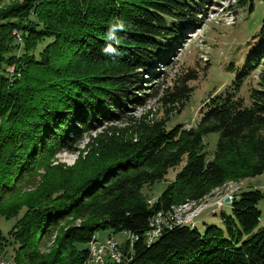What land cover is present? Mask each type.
<instances>
[{"label": "trees", "instance_id": "1", "mask_svg": "<svg viewBox=\"0 0 264 264\" xmlns=\"http://www.w3.org/2000/svg\"><path fill=\"white\" fill-rule=\"evenodd\" d=\"M254 1L236 4L252 9ZM202 2L13 0L0 8V216L16 219L11 242L0 230V250L14 244L12 264H85L99 230L110 231L107 239L124 231L136 237L120 247L121 264H264L257 207L264 190L257 188L241 189L230 211L220 210L219 223L204 230L194 222L164 228L150 243L145 236L154 214L264 172V16L253 50L226 65L235 76L209 95L193 127L168 125L193 92L189 82L198 76L191 69L162 89L166 117L131 119L97 134L73 165L52 163L57 151L75 150L84 133L148 99L140 90L181 39L179 24ZM117 20L126 23L113 45L119 55H105L106 32ZM13 30L21 36L18 55L11 52ZM257 67L246 102L240 89ZM209 133H218L212 158ZM176 167L149 203L144 186Z\"/></svg>", "mask_w": 264, "mask_h": 264}, {"label": "rangeland", "instance_id": "2", "mask_svg": "<svg viewBox=\"0 0 264 264\" xmlns=\"http://www.w3.org/2000/svg\"><path fill=\"white\" fill-rule=\"evenodd\" d=\"M13 0H2L0 2V8L11 3ZM21 1V0H16ZM237 0H203L202 4L196 7H192L189 13V20L182 24H179L183 32L178 41H173L172 50L166 56V62L156 68V75L153 81H149L142 92L150 95L142 104L131 107L124 111L122 118L114 121H108L102 123L98 128H93L83 134L81 141L75 147V150H59L53 157V164L62 166H71L76 161L80 154V150H84L86 144L96 135L103 132L113 131V127L122 128L129 124V120L141 118L147 120H157L161 117H166L163 108L158 100L161 95L162 89L171 86L174 79L187 70H197V78L191 80L189 85L193 88V92L186 102L184 108L180 113L172 111L168 115V125L173 126L176 123H182L183 127L189 129L193 127L200 117V110L207 102V98L214 91L218 93L227 84H229L235 72L231 69H226V65L233 61L239 63L242 58L253 50L254 43L252 40L258 41V36L254 39L252 36L259 31L262 18L264 16V1L255 0L253 8L250 9L248 4L237 5ZM12 45L14 48L11 52L21 54L22 43L20 32L13 30ZM44 42L40 43L42 46ZM8 45V42L7 44ZM206 67L205 69H203ZM11 75V71L14 70L13 66L6 69ZM260 67L254 69L250 76H248L240 89V95L248 102L249 87L256 84L257 74ZM218 139V133H209L204 136V142L206 144L205 149L207 152V158H212V154L216 147ZM83 151V155H84ZM180 167L171 168L164 180L156 181L154 184L144 186L143 191L146 194L148 202L151 203L165 188L169 181L173 180L176 171ZM224 188V189H223ZM257 188L264 190V172L262 174L241 179L239 181L230 180L223 186L214 188L210 191L203 200L205 203L221 202L223 196L230 197V201L223 206L210 208V211H204L197 218L194 226H197L199 230H204L207 225L219 223V211H230V203L235 195L241 189ZM221 190V192H220ZM234 190V191H233ZM238 190V191H237ZM233 193V194H232ZM222 194V195H221ZM198 202V201H197ZM187 203V202H186ZM203 203V204H205ZM183 204V203H182ZM180 204V205H182ZM172 207L176 213L185 215H191L192 211L197 210L199 207L197 204L189 206L188 209L180 210L179 206ZM197 207V208H196ZM260 211L259 227L264 226V196L257 204ZM178 208V209H177ZM25 210V208H24ZM20 212V215L24 211ZM181 211V212H180ZM19 215V216H20ZM165 222L159 225L160 228H170V224L167 221L170 220V213L161 216ZM16 219L6 220L0 216V230L2 234L11 242L12 237L9 236V229L13 225ZM79 220H77L78 222ZM162 221V220H161ZM161 223V222H159ZM170 223V222H169ZM109 230H99L95 233L97 242H103L109 235ZM162 233V231H161ZM126 232L115 233L114 236L118 242L125 243L127 240ZM159 236V235H158ZM6 239V241H8ZM129 240V239H128ZM130 241V240H129ZM5 242V241H4ZM6 243V242H5ZM14 244H3L2 250H0V256L6 258L8 261L13 260V246ZM51 245V241L47 242V247ZM45 246H42V249ZM85 264H96L93 262H87ZM106 264H115L113 261Z\"/></svg>", "mask_w": 264, "mask_h": 264}, {"label": "built area", "instance_id": "3", "mask_svg": "<svg viewBox=\"0 0 264 264\" xmlns=\"http://www.w3.org/2000/svg\"><path fill=\"white\" fill-rule=\"evenodd\" d=\"M225 198H228L226 197V194L223 196V200H221V202L212 205H217V207L223 206L224 204L228 203ZM204 211H210V206L202 207L201 212H198L194 215L176 213V211L170 209V227L176 225H186L188 221L195 220L198 217V214H201ZM154 231L155 225L152 216L149 220V227L145 232L146 241L147 239L151 238V235L154 234ZM87 247H89V255L87 262H93L96 264H106L110 261L112 262V260H118L119 249L120 247H122V242H118L115 236H113V234H111V237L109 239L103 240V242H96V238L95 236H93L92 239L88 242ZM7 261L8 260L6 258L0 256V264H7Z\"/></svg>", "mask_w": 264, "mask_h": 264}, {"label": "bare ground", "instance_id": "4", "mask_svg": "<svg viewBox=\"0 0 264 264\" xmlns=\"http://www.w3.org/2000/svg\"><path fill=\"white\" fill-rule=\"evenodd\" d=\"M224 189V188H223ZM234 191V190H233ZM213 192V191H212ZM220 192H221V190H220ZM233 194V193H232ZM222 195V194H221ZM204 198V197H203ZM201 200V199H200ZM199 201V200H198ZM228 201H230V197H228ZM206 201H204V200H201V201H199V202H196V201H188L187 203L185 202V203H183L182 205H180L179 206V209L180 210H183V209H185V208H187L188 209V207L191 205V206H193V205H195V204H197L199 207H207V206H210V208H213V207H217V205H212V204H216V203H218V201H215V202H211V203H205ZM203 203H205V204H203ZM201 207V208H202ZM190 208V207H189ZM197 208V207H196ZM201 208L199 209V208H197V210H195V211H192L191 212V215H194V214H196V213H198V212H201ZM178 209V208H177ZM170 210H167V211H160V212H158V213H156V214H154L153 215V220H154V225H155V231H154V234L153 235H151V238H149V239H147V242L148 243H150V242H152L156 237H158V235H160L161 234V231H163V229H164V227L162 228H160V226L159 225H161L163 222H165L166 220H164L161 216L162 215H165V214H167V213H170L169 212ZM175 211V210H174ZM185 211H186V209H185ZM181 212V211H180ZM200 214H198V216H199ZM162 220V221H161ZM159 222H161V223H159ZM167 223L168 224H170L169 223V221H167ZM192 223H194V220H190V221H188L186 224H188V226H189V224H192ZM164 224V223H163ZM162 224V226H164ZM127 234H125V236L127 235V241H129L130 240V244H132V242L136 239V237L133 235V234H131V233H129V232H126ZM109 239V238H108ZM129 239V240H128ZM97 242V241H96ZM113 261H115V263H122L124 260H123V254H122V252L119 250V255H118V260H113ZM7 264H12V262L11 261H7Z\"/></svg>", "mask_w": 264, "mask_h": 264}, {"label": "clouds", "instance_id": "5", "mask_svg": "<svg viewBox=\"0 0 264 264\" xmlns=\"http://www.w3.org/2000/svg\"><path fill=\"white\" fill-rule=\"evenodd\" d=\"M125 29L126 23L123 20H117L116 22L110 24L105 36L109 43H106L105 47L102 49V52L105 55H119L117 48L113 45H118L120 43V37L117 33L123 32Z\"/></svg>", "mask_w": 264, "mask_h": 264}, {"label": "water", "instance_id": "6", "mask_svg": "<svg viewBox=\"0 0 264 264\" xmlns=\"http://www.w3.org/2000/svg\"><path fill=\"white\" fill-rule=\"evenodd\" d=\"M226 201H228V198H225Z\"/></svg>", "mask_w": 264, "mask_h": 264}]
</instances>
